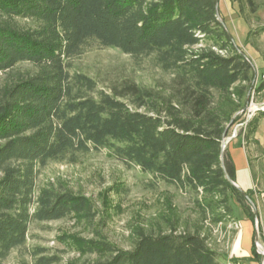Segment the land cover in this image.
<instances>
[{
	"label": "trees",
	"instance_id": "obj_1",
	"mask_svg": "<svg viewBox=\"0 0 264 264\" xmlns=\"http://www.w3.org/2000/svg\"><path fill=\"white\" fill-rule=\"evenodd\" d=\"M231 1L247 23L264 7V0ZM221 18L218 0H0V260L25 245L34 221L95 218L90 198L63 184L39 186L37 177L49 162L105 148L154 183L195 194L199 219L181 229L177 215L166 229H140L128 249L68 237L75 251L99 257L82 264H228L205 224L237 221L236 204L255 222L245 196L253 192L227 179L236 181V167L222 144L255 97L248 91L264 90V77L255 82L254 64ZM262 34L264 24L250 29L246 44L259 52L252 40ZM104 47L150 58L169 79L158 89L132 76L99 88L73 62ZM261 116L239 132L246 142ZM255 247L230 261L260 259ZM46 251L34 247L22 264H61Z\"/></svg>",
	"mask_w": 264,
	"mask_h": 264
},
{
	"label": "rangeland",
	"instance_id": "obj_2",
	"mask_svg": "<svg viewBox=\"0 0 264 264\" xmlns=\"http://www.w3.org/2000/svg\"><path fill=\"white\" fill-rule=\"evenodd\" d=\"M219 8L221 20L254 64L257 83L264 77V34L252 40L260 48L259 52L254 45L246 44V38L250 29L258 30L264 24V7L251 16L250 23L240 16L238 5L231 0H220ZM73 64L76 69L96 79L99 88L106 90H110L112 84L120 83L127 76H132L143 86L156 89L169 79L168 74L155 67L150 58H136L114 47L88 50L77 57ZM27 67L24 65L22 69ZM1 77L2 75L0 80ZM248 94H255L251 99L254 104H264V90L258 92L253 88ZM246 125V117L243 116L242 122L232 127L228 137L234 132L237 136ZM255 134L257 139L253 136L248 140V155L252 158L251 171L255 181L257 180V190L264 192L263 116L257 123ZM237 142L238 140L233 144ZM37 183L39 186L63 184L75 193L87 196L94 202L96 216L92 221L83 217L34 221L30 225L25 245L13 249L7 257L0 260V264H22L23 261H30V250L36 246L45 248L48 255L59 256L62 259L61 264H82L95 261L99 257L95 253L75 251L64 242L68 237L105 239L119 248L128 249L140 229L149 232L166 229L168 220H175L177 215L181 216V229L185 221L194 224L199 219L195 194L181 190L174 184L154 183L151 174L144 172L139 166L124 164L105 148L83 154L77 162H49L39 170ZM253 201L256 207L250 204L255 212L258 211V202L256 198ZM241 210L236 205L237 217L242 216ZM258 213L264 215V205L261 202ZM232 223L217 226L205 224L206 230H211L210 244L226 258L228 264H234L230 261L231 257H228L237 232ZM257 232L260 246L255 242V250L264 263V235L260 224L256 228V234Z\"/></svg>",
	"mask_w": 264,
	"mask_h": 264
},
{
	"label": "crops",
	"instance_id": "obj_3",
	"mask_svg": "<svg viewBox=\"0 0 264 264\" xmlns=\"http://www.w3.org/2000/svg\"><path fill=\"white\" fill-rule=\"evenodd\" d=\"M257 139V135L255 134ZM237 144H233L237 141ZM227 150L232 157L234 165L236 167V183L239 188L244 191H252L253 199H257V206L259 211V203L264 205V192L257 190V180L255 181L250 165V158L248 155V141L246 142L244 138L240 135L233 137L228 142ZM260 145V144H259ZM260 179V177H258ZM238 205V204H236ZM235 205V209H236ZM240 207V206H239ZM241 208V207H240ZM242 211V210H241ZM261 214V210H260ZM237 222L240 227L237 229L236 235L231 244V251L229 257H235L241 259L243 257H251L253 254L254 243L256 242V221L247 218L242 212V216L237 217ZM258 223L262 229L264 235V215H259ZM258 224V225H259ZM239 264V263H238ZM240 264H264L263 260L256 259L246 262H241Z\"/></svg>",
	"mask_w": 264,
	"mask_h": 264
},
{
	"label": "water",
	"instance_id": "obj_4",
	"mask_svg": "<svg viewBox=\"0 0 264 264\" xmlns=\"http://www.w3.org/2000/svg\"><path fill=\"white\" fill-rule=\"evenodd\" d=\"M219 2H220V0H218V6H219ZM255 82H256V79H255ZM248 101H249V104H250V98H248ZM249 104H248V105H249ZM244 112H245V110L242 111V113H244ZM235 136H236V134H235V132H234V134H233L231 137H228V136H225V137H224L223 144H222V153H224V151H225V149H226V147H227L228 142H229L233 137H235ZM222 159H223V155H222ZM223 167H224V164H223ZM226 177H227V179H228V180H229L234 186L238 187L237 183H236L235 181H233V180L230 178V176L228 175V173H226ZM245 196H246L247 200H248V201L254 206V208H255L256 206H255V203H254L253 199H252L248 194H246V193H245ZM258 220H259V213H258L257 210H255V221H256L257 224H258ZM256 243H259V235H258V232H257V234H256ZM262 253L264 254V252H262Z\"/></svg>",
	"mask_w": 264,
	"mask_h": 264
},
{
	"label": "built area",
	"instance_id": "obj_5",
	"mask_svg": "<svg viewBox=\"0 0 264 264\" xmlns=\"http://www.w3.org/2000/svg\"><path fill=\"white\" fill-rule=\"evenodd\" d=\"M251 106H249L246 110V112L244 113V116L246 117V122L251 119L254 114L259 111V110H264V104L261 106H258L257 104H254L253 101H251ZM236 134V133H235ZM233 227L238 229L240 227V224L235 221L232 223ZM256 228H258V224L256 223ZM257 246H260L259 243H256Z\"/></svg>",
	"mask_w": 264,
	"mask_h": 264
}]
</instances>
